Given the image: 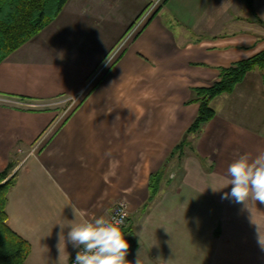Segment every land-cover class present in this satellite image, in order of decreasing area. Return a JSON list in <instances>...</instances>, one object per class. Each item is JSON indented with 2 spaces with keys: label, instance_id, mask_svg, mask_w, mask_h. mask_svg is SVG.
<instances>
[{
  "label": "crops",
  "instance_id": "1",
  "mask_svg": "<svg viewBox=\"0 0 264 264\" xmlns=\"http://www.w3.org/2000/svg\"><path fill=\"white\" fill-rule=\"evenodd\" d=\"M106 1L68 0L0 62V170L11 163L15 173L6 223L30 243L25 264H69L78 250L67 241L69 228L61 255L58 244L59 224L75 219L71 205L80 223L106 219L119 200L128 205L130 264H264V203L222 198L231 185L211 188L239 155L264 151V68L213 98L214 117L186 133L199 109L190 102L193 90L264 50V0H252L261 22L247 0H164L61 118L60 100L78 93L120 44L121 33L107 43L85 42L92 32L84 21H101ZM182 140L181 154L170 157ZM162 169L149 200L150 178Z\"/></svg>",
  "mask_w": 264,
  "mask_h": 264
},
{
  "label": "trees",
  "instance_id": "2",
  "mask_svg": "<svg viewBox=\"0 0 264 264\" xmlns=\"http://www.w3.org/2000/svg\"><path fill=\"white\" fill-rule=\"evenodd\" d=\"M68 0H0V62L11 52L36 36L57 15ZM247 5L255 19L261 22L255 13L252 0H247ZM142 14H139L137 19ZM134 23L129 26L131 29ZM264 68V50L259 54L241 61L234 62L231 66L220 69L219 79L207 88H196L190 102L199 105L198 113L187 129L186 133L199 132L204 124L212 119L215 110L211 100L219 95L230 93L236 84L243 80L247 72ZM184 140L170 153L172 157L176 152H182ZM13 164L0 170V264H25L30 253V243L13 231L6 223L7 194L14 183L15 173L12 172ZM163 169L150 178V198L159 190Z\"/></svg>",
  "mask_w": 264,
  "mask_h": 264
},
{
  "label": "clouds",
  "instance_id": "3",
  "mask_svg": "<svg viewBox=\"0 0 264 264\" xmlns=\"http://www.w3.org/2000/svg\"><path fill=\"white\" fill-rule=\"evenodd\" d=\"M229 185L232 186L231 192L224 193L222 198L230 197L236 203H243L246 206L249 201L264 203V151L255 157L249 153L239 155L228 165L226 174L220 177V187L211 188L213 191H220ZM71 208L75 219L69 220L67 224H59L60 255L61 241L64 251L66 248L64 229L67 227L70 229L67 232V241L74 248L80 249L76 253L75 264H130L126 260L129 244L121 228L123 219L106 220L101 217L75 223L76 217L81 213L75 205H71ZM258 243L264 248V232H261L259 227ZM136 264H140L139 259Z\"/></svg>",
  "mask_w": 264,
  "mask_h": 264
},
{
  "label": "rangeland",
  "instance_id": "4",
  "mask_svg": "<svg viewBox=\"0 0 264 264\" xmlns=\"http://www.w3.org/2000/svg\"><path fill=\"white\" fill-rule=\"evenodd\" d=\"M143 2H144V0H115V1L114 0H107L104 4V7L98 9V13L104 14V17L101 19V21H99L98 23H95V24H92L91 21H86V20L84 21L86 23V25H90L89 27H86L87 31L92 32V35L90 37H88L87 40H85L86 45L89 43H92V42H97V41L102 44L105 41H108L109 39H110V41H113L115 39V37L120 33H121V35H120V38L117 40V43L121 44V42L124 40L125 36L127 35L128 31L130 30V29H128L129 26L133 23L135 26L141 20V18H140L141 16L137 19V21L134 20L136 18V16L139 13L141 14L144 9L149 7L151 5V3L153 2V0H149L147 2L146 6H144V7L142 6ZM156 11H157V9H156ZM233 11H234V13H244L245 12V10H243V9H238V10L233 9ZM133 15H134V19L132 18ZM130 19L132 20L131 21L132 23L131 22L128 23L129 25L127 24L126 30H124V32H122L124 27L126 26V23ZM82 20H84V19H82ZM79 21H80V19L78 20V22ZM93 21H95V19ZM96 21H97V18H96ZM74 25L76 27H77V25L79 26L78 23H76ZM133 27L131 28V30L133 29ZM142 29H143V24H142L141 28L128 41H130L134 37H136L137 34ZM96 36L99 37L98 39L101 38V40H97ZM105 43H107V42H105ZM120 44H119V46H120ZM98 45H100V44H98ZM122 49H123V47L119 51L118 56H116V58L111 61L110 66L118 60V58L120 57V52L122 51ZM110 56H111V53L106 56V58L104 59L103 62H106V60H109L108 58ZM103 62H102V64H103ZM98 68H96V69H98ZM95 70H94V72H95ZM92 74L90 75V77L92 76ZM60 103H62L61 104V108H62L61 111L64 112V110L66 109V107H68V104L70 102L67 99L66 100L64 99V100H60ZM63 112H62V116H63ZM67 114L64 115L63 117L67 116ZM68 115H70V112Z\"/></svg>",
  "mask_w": 264,
  "mask_h": 264
},
{
  "label": "built area",
  "instance_id": "5",
  "mask_svg": "<svg viewBox=\"0 0 264 264\" xmlns=\"http://www.w3.org/2000/svg\"><path fill=\"white\" fill-rule=\"evenodd\" d=\"M164 0H153L151 5L148 7L147 11L145 12L144 16L141 18V20L133 27L132 30H130L127 35L125 36L124 40L121 42L120 46H118L117 49H115L112 53L111 56L108 58L109 60H106L98 69L95 70V72L92 74L90 78H88L86 84L84 87L75 95H72L68 97V101L70 102L68 104V107L63 112V116L66 115L67 113L70 115L71 113L77 108V106L80 104V102L93 90V88L97 85L98 81L101 79L103 76L104 72L110 67V63L113 59L118 56L119 51L121 50L122 46L130 39L132 36L141 28L144 19H146L148 16H151L156 9H158L161 4L163 3ZM109 64V65H108ZM65 116L66 118L70 115ZM61 115V118H65ZM43 139L38 140L33 148L31 149L30 153L33 154L35 153L38 148L42 145ZM128 205L124 200H119L118 202L115 203L113 206L112 211L110 212L109 216L106 218V220H112V219H123V224L121 225V228L123 229L125 225L127 224L128 221ZM80 249L77 250V252ZM76 252V253H77ZM76 253L72 256L70 259L69 264H75V257Z\"/></svg>",
  "mask_w": 264,
  "mask_h": 264
},
{
  "label": "water",
  "instance_id": "6",
  "mask_svg": "<svg viewBox=\"0 0 264 264\" xmlns=\"http://www.w3.org/2000/svg\"><path fill=\"white\" fill-rule=\"evenodd\" d=\"M184 138H185V136H184ZM128 225H130V223H128ZM126 228H128V227L126 226Z\"/></svg>",
  "mask_w": 264,
  "mask_h": 264
}]
</instances>
